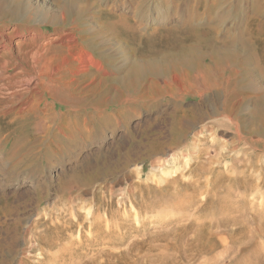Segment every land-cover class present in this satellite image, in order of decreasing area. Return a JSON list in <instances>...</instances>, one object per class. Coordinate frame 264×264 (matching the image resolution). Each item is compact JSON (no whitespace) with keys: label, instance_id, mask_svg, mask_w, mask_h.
Segmentation results:
<instances>
[{"label":"rangeland","instance_id":"obj_1","mask_svg":"<svg viewBox=\"0 0 264 264\" xmlns=\"http://www.w3.org/2000/svg\"><path fill=\"white\" fill-rule=\"evenodd\" d=\"M241 5L234 4L227 21ZM15 7L0 9V31L14 43L6 55L0 49V109L14 108L6 115L0 110V264H264V129L240 128L242 105L227 113L221 93L207 113L202 98L213 89L195 77L203 71H192L189 85L174 96L141 97L150 72L144 65L128 74L131 64L121 68L112 57L92 29L99 22L88 19L95 2L82 18L72 14L53 24L13 18ZM110 18L103 12L99 20ZM247 18L253 54L261 58L264 36ZM63 32L74 35L72 50L82 47L104 73L71 72L62 63L66 48L51 42ZM231 67L210 58L202 63L217 82ZM238 75L233 95L250 96L246 72ZM28 78L39 83L41 103L34 102L36 112L15 116ZM161 80L164 91L169 78ZM46 110L53 119L45 120Z\"/></svg>","mask_w":264,"mask_h":264},{"label":"bare ground","instance_id":"obj_2","mask_svg":"<svg viewBox=\"0 0 264 264\" xmlns=\"http://www.w3.org/2000/svg\"><path fill=\"white\" fill-rule=\"evenodd\" d=\"M235 1L238 0H54L53 2H46L45 0H0V9L14 2L16 7L9 13L11 17L17 16L19 18L18 16H22L33 19L37 23L53 24L58 19L64 22L66 17L72 14L82 18L87 8L95 2L98 8L91 12L88 19L91 23L99 22L92 29L100 34L103 44L115 52L112 57L120 58L122 65L119 66L122 68L131 64V68L127 71L128 74L135 73L139 66L144 65L150 72L148 81L146 80L148 82L146 83L147 87L145 86L147 89L145 87L141 89V97L152 100L154 97L164 98L167 94L174 96L176 88L184 91L185 86L189 85L192 71H203L205 74L202 72L195 77H204L207 86L213 89L212 93L202 98V102L207 107L206 112L215 110V104L221 101L220 94L224 93L229 104L223 109L227 113L233 112L235 107L242 105L239 114L240 128L248 127L251 131L257 132L264 129V102H255L253 99L257 94H261L264 98V56L261 59L260 55L253 54L255 53L254 44L247 34L246 27L247 16H249V19L256 21L258 32L264 36V0H241V12L230 23L227 19L231 17L229 12L234 7ZM245 2L247 4H244ZM103 12L107 13L113 20L105 24L101 23L99 19ZM37 35L44 37L45 34L38 32ZM61 36L51 42H59L61 49L66 48L68 53L66 52L67 55L65 54L66 56L62 58V63L68 64L71 72L80 74L93 67L97 68L96 77H98L100 70L104 73L102 62L94 59L82 47H78L75 51L72 50L76 42L73 34L63 32ZM1 41H3V44L0 45L1 52L6 55L14 47L13 40L0 31ZM142 43L144 45L141 48L139 45ZM211 44L214 45L209 51L202 50L203 46H210ZM136 54L143 57L150 56V58L136 59L137 57H134ZM151 55L158 56L153 58ZM37 56V51L30 54L31 68L36 67ZM207 58L212 59L217 66H222V69H224V65L231 67L232 64L229 77L219 82L212 80L206 74L205 68H202V63ZM23 60L26 62L25 57ZM236 62L241 63L240 69L235 68L234 63ZM3 66L5 67L2 69L6 71L12 67L10 64ZM55 69L58 70L59 68L56 67ZM243 70L249 79V92L252 96H246V93H240V96L233 95L235 81L238 79V74ZM166 76L169 80L164 82L165 90L163 91L161 78ZM38 86L37 81L28 78L24 86L26 91L23 93V100L18 104L19 108L16 110L15 116L25 111L36 112V108H32V106L34 102L36 105L41 103L39 99L41 91H38ZM149 88L156 89V93H154L156 96H153ZM3 108H1L3 115L10 114L14 110L9 106ZM193 115L197 118L202 117L200 109H194ZM246 115L249 116V119L245 118ZM43 117L45 120L54 118L52 111L49 110L43 113ZM103 161H109V155ZM122 161L124 160L120 159L118 163L120 164ZM110 167L106 166L104 170L110 169ZM13 246L15 247V245ZM10 251L8 256H11L15 249L12 248Z\"/></svg>","mask_w":264,"mask_h":264}]
</instances>
